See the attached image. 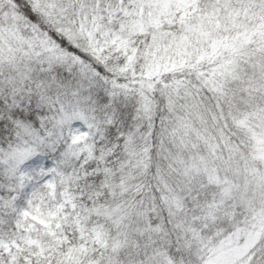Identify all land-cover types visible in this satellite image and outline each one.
<instances>
[{
    "label": "snow or ice",
    "instance_id": "1",
    "mask_svg": "<svg viewBox=\"0 0 264 264\" xmlns=\"http://www.w3.org/2000/svg\"><path fill=\"white\" fill-rule=\"evenodd\" d=\"M0 264H264V0H0Z\"/></svg>",
    "mask_w": 264,
    "mask_h": 264
}]
</instances>
